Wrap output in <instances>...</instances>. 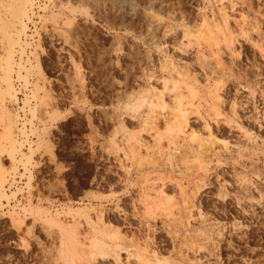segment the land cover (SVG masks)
<instances>
[{"label": "rangeland", "instance_id": "1", "mask_svg": "<svg viewBox=\"0 0 264 264\" xmlns=\"http://www.w3.org/2000/svg\"><path fill=\"white\" fill-rule=\"evenodd\" d=\"M23 21L10 50L15 99L6 98L15 158L0 114V264H111L88 258L87 245L118 227L127 243L154 247L150 264H264V0H33ZM1 46L4 61L10 47ZM15 78L30 83L22 97ZM175 88L186 95L187 131L205 138L206 116L219 121L210 122L218 143L190 153L198 160H169L165 116L175 113ZM157 90L166 92L151 114L165 134L159 144L143 113ZM141 97L146 106L136 111ZM27 130L34 137L23 149L18 135ZM136 137L158 157L147 169L144 154V174L129 145ZM21 168L27 190L8 195L7 177ZM19 191L21 200L3 208ZM80 207L86 212L71 213ZM47 213L85 241L74 260ZM12 214L25 219L16 225ZM121 258L130 264L127 252Z\"/></svg>", "mask_w": 264, "mask_h": 264}, {"label": "bare ground", "instance_id": "2", "mask_svg": "<svg viewBox=\"0 0 264 264\" xmlns=\"http://www.w3.org/2000/svg\"><path fill=\"white\" fill-rule=\"evenodd\" d=\"M32 3H33V0H0V35L2 36V38H1V44L0 45H2L1 47H4L5 48V46L8 48V47H10V49H9V51H8V58L7 59H5L4 61H2V60H0V76L1 77H3V78H1L0 77V114L4 117V119L3 118H1V119H3V120H5V124H4V126H5V128H4V132H2V139H5L6 141H8L9 143L8 144H10V148L12 149H9V150H11V152H9V156H10V154H11V157H13L14 156V153L15 152H17L16 150H17V148H16V146H15V138H14V135H15V133H14V135H13V124H14V122H12V118L13 117H11V113H12V111H10L9 110V108H8V106H7V100H6V98H8L9 100L11 99V101H12V99L14 98L15 99V94L14 93H12V92H8V89L9 88H13V86H12V83H11V81H10V75H9V73H10V67H11V64H10V59H11V54L12 53H10V50L13 48L11 45L13 44V42L15 41V37L16 36H18L19 35V37H20V33H22L21 31H25L24 29H20V28H24L22 25H23V23L22 22H24L23 21V17L27 14V11H28V7L30 6V5H32ZM226 17V16H225ZM225 20L227 21V18H225ZM27 28V27H26ZM5 45V46H4ZM12 47V48H11ZM43 49V48H42ZM8 50V49H7ZM115 50V49H114ZM20 53V52H19ZM1 56V55H0ZM21 57V53H20V55H19V57L18 58H20ZM2 58V57H1ZM39 58V57H38ZM40 62L41 61H38V64H37V67H38V71L42 74V75H44L43 74V70H42V68H41V64H40ZM35 66H36V64H35ZM36 67V68H37ZM169 74V73H168ZM41 75V76H42ZM151 75V74H150ZM81 76V75H80ZM155 76V75H154ZM150 77V76H149ZM153 77V75L151 76V78ZM45 79V78H44ZM158 79V78H157ZM167 79H169V78H167ZM166 79V80H167ZM150 80V79H149ZM161 80V79H160ZM162 80H164L165 81V79H163V77H162ZM23 81V80H22ZM175 82H177V81H175ZM183 82V81H182ZM165 84H164V86L166 87V85H167V83H168V80H167V82H164ZM190 83V82H189ZM22 84H24L25 85V81H23V83ZM43 84V83H42ZM169 84V83H168ZM182 84V83H181ZM179 85H180V83H179ZM193 85V84H192ZM168 86V85H167ZM165 87H164V89H165ZM179 87V86H178ZM181 87V86H180ZM189 87H190V85H189ZM194 87V86H193ZM192 86H191V88H190V90L188 91V92H190V94L191 93H193V94H195V88H193ZM11 88V89H12ZM148 88H150V87H148ZM167 88V87H166ZM182 88V87H181ZM180 88V89H181ZM186 88H188V87H186ZM14 89V88H13ZM17 89V88H16ZM155 89V88H154ZM176 89V92H175V96H173V97H175V98H177V99H173V101H175L176 100V105H175V113H173V114H171L172 116H165V119L167 120V128H166V131H165V133H166V137H168L167 139H169L168 141L170 142V144L172 143V145H173V147L171 148L174 152L172 153V155H171V157L169 156V160H171V161H176V162H179V161H184V158H189L190 156H193L194 154H190V153H194V151L195 152H197V151H199L200 153H201V150H198V149H201V147L203 146V147H205V145H206V143H204V141L205 142H208V144L209 145H213V144H217L218 142H217V140L215 139V138H213L212 137V129H211V121H212V119L213 118H215V120L214 121H218V118L215 116L214 117V115H213V112L211 111V110H209V111H211L212 112V116H211V114H205V115H207L206 117H208L207 119H209V120H207L205 117H204V119H206L207 121L205 122V127L206 128H204L205 130H207L206 132H208L207 133V136H205V138H200L199 137V135H197V134H199L200 132L199 131H196V132H198V133H195V130L194 129H191V131L189 132V131H187L186 130V127L188 126V122H189V118H188V111H187V109L188 108H185L184 107V103H183V98H184V96H186V95H184V93H182V91L180 90H178L177 91V88H175ZM214 89V88H213ZM146 90V89H145ZM150 90V89H149ZM161 90V89H160ZM195 90V91H194ZM216 90V89H215ZM154 91V90H153ZM192 91V92H191ZM210 91H211V89H210ZM17 92V91H16ZM165 92V91H164ZM164 92H161V91H156L155 93H154V99L153 100H151V101H149L150 103H148V101L146 100V98L144 99L143 97H141L140 98V100L137 102V104H133L134 105V107H135V109H137L136 111H138L139 110V108L141 107V106H146V105H148V108L147 109H144L143 110V113L146 115V119L144 120V125H145V128L147 127V131H152L153 132V139H154V143H156V144H159V142L161 143V140H162V138L163 137H165V134H164V132H161V131H159V128L157 127V125H155L152 121H151V119H153L152 118V115L151 114H154L155 113V110H154V105H155V103L158 105V99H163L162 97H163V95L166 93H164ZM150 93V92H149ZM164 93V94H163ZM196 93H198V92H196ZM212 94V93H211ZM190 96H192V95H190ZM153 97V96H152ZM170 97H171V95H170ZM183 97V98H182ZM188 97V96H187ZM212 97V96H211ZM214 97H217L216 95L214 96ZM17 98V97H16ZM186 98V97H185ZM184 98V99H185ZM213 98V97H212ZM156 99V100H155ZM216 99H218V98H216ZM145 100L147 101V104L145 103ZM183 100V101H182ZM187 100V99H186ZM189 100V99H188ZM156 101V102H155ZM163 102V100H160V102ZM165 101V100H164ZM155 102V103H154ZM135 103V102H134ZM165 103V102H164ZM174 103V102H173ZM186 103H187V101H186ZM215 103H216V101H215ZM131 104V103H130ZM146 104V105H145ZM214 104V103H213ZM161 105H162V103H161ZM188 105V104H187ZM129 107V106H128ZM133 107V108H134ZM191 107V106H190ZM189 107V108H190ZM214 107H216L215 109H217V106H214ZM146 108V107H145ZM212 108V107H211ZM214 109V108H213ZM203 110V109H202ZM190 111H193L192 109L190 110ZM215 111V110H214ZM217 111H218V109H217ZM197 112V111H196ZM210 112V113H211ZM142 113V112H141ZM205 113V112H204ZM199 114V113H198ZM21 115V114H20ZM217 115V114H216ZM218 116V115H217ZM8 117V118H7ZM201 117V116H200ZM235 117H236V115H235ZM7 118V119H6ZM22 119H24V115L21 117ZM257 118V117H256ZM233 119V118H232ZM230 120V119H229ZM235 120H237V119H234V121ZM205 121V120H204ZM222 121V120H221ZM224 121H226V120H224ZM231 121V120H230ZM3 122V121H2ZM215 122V123H216ZM219 122V121H218ZM232 122V121H231ZM13 123V124H12ZM229 123V122H228ZM233 123V122H232ZM236 124L238 123V122H235ZM15 125V124H14ZM27 125V124H26ZM217 125V124H216ZM235 126H237V125H235ZM20 127H22V124H21V126ZM193 127V126H192ZM191 127V125H190V128H192ZM232 128V127H231ZM234 128V127H233ZM240 128H242L241 126H240ZM244 128V127H243ZM2 129H3V126H2ZM28 129V128H27ZM245 129V128H244ZM243 129V130H244ZM246 130V129H245ZM244 130V131H245ZM241 131V130H240ZM244 131H243V133H242V135H246V137H247V139H248V141H254L255 140V138H253L252 136H251V134L250 133H247L248 131L246 130V132L244 133ZM187 132H189V133H187ZM27 134L28 135H25L26 136V145H24V143L22 142V144H23V149L24 148H26V149H28L29 148V146H30V143H31V141H32V139L33 138H30L29 137V135H30V133H29V131L27 130ZM140 136V135H139ZM201 136H202V134H201ZM136 138H138V139H136L134 142L135 143H133L132 141V143L133 144H131V142H130V144L129 145H131L132 146V153H134V155H133V157L135 156L136 158H138V160H136L135 162L137 163V161H138V167H137V169H139V171H141L142 173L141 174H144L145 173V170H146V168L144 167L146 164H148V163H146L145 164V156H144V154L147 156V157H150V159L148 160L150 163H149V168H147V169H150V168H152V169H154V168H157L158 166H157V164H158V162H157V160H158V157H157V155H155L154 154V151L153 152H151L150 151V147L149 146H147V148L145 147V143L142 141V138L140 137H136ZM43 140V139H42ZM257 140V139H256ZM3 142V141H2ZM47 142V141H46ZM198 144H197V143ZM255 142V141H254ZM203 143V144H202ZM251 143V142H250ZM42 144V143H41ZM50 144H52V143H50ZM205 144V145H204ZM224 144H225V142H224ZM128 145V146H129ZM209 145H207V149H208V147H209ZM244 145V144H243ZM131 146L130 147H128V148H131ZM145 148H144V147ZM8 147V146H7ZM202 147V149H204ZM213 147V146H212ZM9 148V147H8ZM16 148V149H15ZM52 148V147H51ZM50 148V151L52 150ZM135 148H137L136 150H135ZM161 148V147H160ZM206 148V147H205ZM169 149V148H168ZM207 149H205V150H207ZM8 150V151H9ZM126 152H127V149H124ZM131 150V149H130ZM143 150H145L146 152H143ZM48 151V150H47ZM136 151V152H135ZM161 151V150H160ZM164 151V150H163ZM204 151V150H203ZM216 152H218V151H216ZM220 153V152H219ZM51 154V153H50ZM190 154V155H189ZM195 154H197L198 155V152L197 153H195ZM51 155H53V153L51 154ZM201 155H203V154H201ZM8 156V157H9ZM138 156V157H137ZM140 156V157H139ZM196 156V155H195ZM195 156H193V157H195ZM196 157H198V156H196ZM195 157V158H196ZM14 158H15V156H14ZM31 158V157H30ZM143 158H144V162H143ZM168 158V157H167ZM173 158V159H172ZM199 158V157H198ZM134 159V158H133ZM164 159V158H163ZM189 159H192V158H189ZM197 159V158H196ZM198 160V159H197ZM203 160V159H202ZM201 160V161H202ZM170 162V161H169ZM181 162V163H182ZM191 162V161H190ZM189 162V163H190ZM135 163V164H136ZM174 163V162H173ZM188 163V162H187ZM187 163L185 164V165H187ZM137 165V164H136ZM183 165H184V163H183ZM146 167H148V165L146 166ZM137 171V170H136ZM21 174H23V172L21 173ZM146 174H148V173H146ZM146 174L144 175L145 177H146ZM0 175H1V173H0ZM149 175V174H148ZM143 176V177H144ZM4 177V176H3ZM30 178V180L29 181H31L32 180V176H29ZM142 177V178H143ZM144 177V178H145ZM147 179V178H146ZM145 180V179H144ZM1 182H2V179L0 180ZM147 181V180H146ZM0 182V184H2ZM152 182H154V181H152ZM177 182V181H176ZM150 183V182H149ZM181 184V183H180ZM4 186V185H3ZM178 186H179V184H178ZM1 188V187H0ZM3 188V187H2ZM180 188V187H179ZM159 189V188H158ZM161 189H162V187H161ZM181 189H183V186H182V188ZM163 190V189H162ZM3 192H4V189L2 190ZM1 190H0V195H2L3 194V192H2ZM6 191H7V188H6ZM149 191V190H148ZM2 192V193H1ZM13 191H11V193H12ZM144 192V191H143ZM182 192V191H181ZM10 192H8L7 191V194L8 195H10L11 194ZM147 193V192H146ZM184 193V192H183ZM192 194V193H191ZM193 194H194V192H193ZM158 195V194H157ZM189 195V194H188ZM163 196V195H162ZM166 196V195H165ZM164 196V197H165ZM186 196H187V194H186ZM185 196V197H186ZM3 197V196H2ZM163 197V198H164ZM189 197H192V196H189ZM1 198V197H0ZM166 198V197H165ZM170 198V197H169ZM9 199H10V197H7V198H5V200L8 202L9 201ZM188 199V198H187ZM186 199V200H187ZM190 199V198H189ZM183 201V200H182ZM188 201V200H187ZM3 203H4V201H3ZM2 203V204H3ZM187 204V203H186ZM191 204V203H190ZM11 205V204H10ZM14 205V204H13ZM185 205V204H184ZM183 205V206H184ZM189 205V204H188ZM30 208V207H29ZM33 208V207H32ZM185 208V207H184ZM189 208V207H188ZM187 208V209H188ZM86 210V208L84 207V208H79V209H76V211L75 210H72V212L71 213H77V214H79L80 212H82V211H85ZM190 209H188V211H189ZM44 211H46V210H44ZM43 212V210L41 209V208H36V209H32L31 210V213H34V214H36L37 216L38 215H41V213ZM50 212V211H49ZM70 212V211H69ZM86 212V211H85ZM48 215L46 216V219L44 218V220H47L48 222H50V223H52V225L53 224H56V225H58L59 227H60V230L62 231L61 232V234H62V237H61V240L60 241H62V243H61V246H63V250H61V252L62 253H64L65 252V258H66V260L68 259V261H69V259L70 260H74L73 258L76 256V254L78 253V251L79 250H81V249H78V248H84V244H86L85 243V241H83L82 239H80V237H79V235L78 234H76L75 233V231H73V229L71 230L70 228H68V227H66L64 224H62L56 217H54L53 215H50L49 213H47ZM81 214V213H80ZM13 215V214H12ZM17 215V214H16ZM69 215V214H68ZM190 215V214H189ZM101 217V216H100ZM64 218V217H63ZM24 219L25 218H23V217H20V216H15V215H13V217L11 218V221L14 223V224H16V225H19L21 222H23L24 221ZM101 221H102V219H101ZM77 222V221H76ZM104 224V223H103ZM111 224V223H110ZM71 225V224H70ZM99 225V224H98ZM70 227V226H69ZM78 229V228H77ZM79 231V230H78ZM103 231V230H102ZM104 231H106V230H104ZM105 234L106 235V237L108 238L107 240L105 239V240H103V239H101L100 237H102L103 235ZM101 235L102 236H100L99 238H98V236L97 237H95V236H93V237H91V240H90V243H89V245H87V246H89V249L87 250V251H89L87 254H90V256L91 257H88L87 255H86V257H88V258H93V259H95L96 257H97V255H102L103 257L104 256H106V257H109V258H111L112 259V261H111V264H122V258H121V252H127L128 253V258H127V260L126 261H128V263H130V264H148L149 263V257H150V255H153V253L156 255V250L154 249V247H150L151 246V244L149 245L148 244V242H146V240H145V243L143 242H139V241H136V240H134L133 238H132V240L130 239V240H127V241H131V242H126V239H128L127 237H126V235H123L122 234V232H121V230L119 229V227H118V229H113V230H110L109 232L108 231H106L105 233H102ZM84 235V234H83ZM91 235V234H90ZM104 235V236H105ZM59 237V236H58ZM85 237V236H84ZM105 237V238H106ZM148 237V236H147ZM148 241V240H147ZM88 244V243H87ZM152 249H149V247ZM60 248V249H61ZM78 250V251H77ZM84 250V252L83 251H80V252H83V254L85 253V249H83ZM151 252V253H150ZM150 253V254H149ZM86 254V253H85ZM84 254V255H85ZM159 255V254H158ZM158 255H156V256H158ZM149 256V257H148ZM155 256V257H156ZM77 257V256H76ZM101 257V256H100ZM159 257V256H158ZM149 258V259H148ZM157 258V257H156ZM76 259V258H75ZM132 259H133V263H132ZM152 259V258H151ZM157 260V259H156ZM160 260V259H159ZM153 261V260H152ZM181 261V260H180ZM92 262V261H91ZM151 262V261H150ZM70 263V262H69ZM76 263V262H75ZM110 264V263H109ZM150 264V263H149ZM178 264V263H177Z\"/></svg>", "mask_w": 264, "mask_h": 264}, {"label": "built area", "instance_id": "3", "mask_svg": "<svg viewBox=\"0 0 264 264\" xmlns=\"http://www.w3.org/2000/svg\"><path fill=\"white\" fill-rule=\"evenodd\" d=\"M18 48V47H17ZM20 53L18 51H16V54H15V57H19ZM15 88H17V92H16V95L18 97H22L23 96V92L22 90H25L27 87L30 86V83H28L26 86L23 83L22 80L20 79H17L15 78ZM19 94L21 96H19ZM24 110H22L21 108H19V113L21 114V116L24 115ZM21 125V124H20ZM27 127H29V124L27 123ZM19 139L24 143V145H26V136L23 134V133H19ZM30 138H33L34 135L33 134H30L29 135ZM23 171V169L21 168V171H16V172H12L8 175L7 177V181L5 182V185H6V188H7V191H10L12 189H16L18 187H21L24 189V191H26L27 187H25V175L21 174ZM18 198V200H21L22 198V192L19 191L16 193L15 197H10L9 201L7 202L5 199H3L4 203H3V208H6L8 207L7 205L10 204V203H14L16 200V198ZM18 208V207H17Z\"/></svg>", "mask_w": 264, "mask_h": 264}]
</instances>
